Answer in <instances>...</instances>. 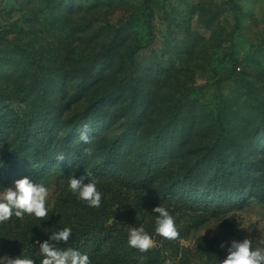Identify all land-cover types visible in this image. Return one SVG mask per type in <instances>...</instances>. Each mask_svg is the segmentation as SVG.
<instances>
[{
	"label": "rangeland",
	"instance_id": "1",
	"mask_svg": "<svg viewBox=\"0 0 264 264\" xmlns=\"http://www.w3.org/2000/svg\"><path fill=\"white\" fill-rule=\"evenodd\" d=\"M94 109L119 110L97 127L126 152L104 170L96 132L90 160L70 152ZM85 172L98 209L68 188ZM24 177L49 189L48 217L0 224V257L39 264L35 241L100 215L115 233L91 264H220L231 241L264 240V0H0V191ZM214 181L243 200L211 196ZM160 204L176 240L155 233ZM140 226L157 245L144 254L127 244Z\"/></svg>",
	"mask_w": 264,
	"mask_h": 264
},
{
	"label": "clouds",
	"instance_id": "2",
	"mask_svg": "<svg viewBox=\"0 0 264 264\" xmlns=\"http://www.w3.org/2000/svg\"><path fill=\"white\" fill-rule=\"evenodd\" d=\"M79 140L85 145L93 143L87 125L80 131ZM84 154L91 156L93 149L91 147L84 148ZM56 159L63 160L64 155L58 154ZM14 185V188L8 187L0 191V224L8 222L13 216L22 220L26 214L39 220L46 219L49 213V189L44 184L33 182L28 177L15 180ZM68 188L88 207L97 209L101 207L103 194L98 190L97 183L90 172H85L79 178L71 176ZM152 213L157 214L156 235L167 240L179 238L175 217L166 207L162 204L155 206ZM71 237L72 228L64 227L62 230L52 232L49 238L43 242L35 241L39 245V255L42 257L39 264H91L87 254H82L72 247L64 249L58 247L60 242L67 244ZM127 244L141 254L147 253L157 246L156 241L143 226L129 229ZM220 247L225 248V243H221ZM226 252V258L221 260L220 264H264V240H258L255 245L252 238L233 240L226 248ZM137 259L140 264H143V256ZM0 264H36V261L29 255L21 254L15 257H0Z\"/></svg>",
	"mask_w": 264,
	"mask_h": 264
},
{
	"label": "trees",
	"instance_id": "3",
	"mask_svg": "<svg viewBox=\"0 0 264 264\" xmlns=\"http://www.w3.org/2000/svg\"><path fill=\"white\" fill-rule=\"evenodd\" d=\"M237 68H240V67H236V69ZM109 99H110V96L105 98L106 101L98 102V104L95 103L96 105H94L93 108H96L97 105H104ZM97 110L98 109H94V112H92L91 114L81 117L73 125V129L71 130V133L74 136L79 135V133L83 129V127L85 125H87L88 128L90 129V136L94 132H96L95 134H97L98 137L100 138V141L96 142V143H100L104 139L107 140V142L103 141V144H99L100 147H102V149H101L102 155L100 157V161L97 164H100V165L95 164L93 166V168H91V169H95V170L96 169L97 170H104L106 166L109 167V164H112L113 162L119 161L120 158H122V156H124L126 152H125V150H124V152H122V150L125 149L123 144L117 145L116 142L109 143L106 135L105 134L102 135V130L99 131V128L97 127L100 125H105L107 122L113 121L114 117L117 115L116 112H118L119 110L113 111V114L107 113L105 115V113H104L103 117L95 116ZM102 110H103V108H102ZM78 138H79V136H78ZM72 143H75V145H73L71 147L70 152L74 153V156L77 159H79L81 162L87 161L88 156H86L84 154V148L91 147L93 149V146L95 145V143L93 142L91 145H85L79 139H78V141H72ZM36 159H37L39 164H40V162L41 163L43 162V160L40 161V159L38 157H36ZM89 160H90V156H89ZM20 162H22V160H20ZM108 172L109 171L107 170L104 174H107ZM252 186H254V184H252ZM224 191L225 190L221 188V185H218V182L214 181L212 191L210 192L211 196L213 194H216L218 196L226 195L227 202L232 206V205H236L237 203H240L243 200V193L246 190L244 189V190H242V192L236 190L235 192L232 191L229 194H226V192H224ZM250 193H252V195H254V196L259 195L258 190H255V189H251L249 191V194ZM197 207H199V206H197ZM218 211L219 210L216 207L211 208L212 213H217ZM112 233H115V230H112V228L108 224V220L100 215V216L94 217L91 224L87 227H84L81 231L76 232V233L72 232V237L70 238V240L68 241L67 244L62 243L61 249L72 247V248H75L76 250L80 251L83 254L92 253L93 251H92V247L90 245L91 242H95V241H97V239H98V241H100L101 236L111 235ZM34 260L37 261L36 259H34Z\"/></svg>",
	"mask_w": 264,
	"mask_h": 264
},
{
	"label": "built area",
	"instance_id": "4",
	"mask_svg": "<svg viewBox=\"0 0 264 264\" xmlns=\"http://www.w3.org/2000/svg\"><path fill=\"white\" fill-rule=\"evenodd\" d=\"M237 70L239 71V70H240V68H237Z\"/></svg>",
	"mask_w": 264,
	"mask_h": 264
}]
</instances>
